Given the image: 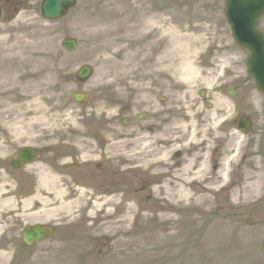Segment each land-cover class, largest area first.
<instances>
[{"label":"rangeland","instance_id":"1","mask_svg":"<svg viewBox=\"0 0 264 264\" xmlns=\"http://www.w3.org/2000/svg\"><path fill=\"white\" fill-rule=\"evenodd\" d=\"M21 1L22 12L12 22L5 20L0 24V47L6 45L0 50V103L6 100L4 96L23 95L17 88L20 79L26 80L33 70L45 69L53 85L60 84L52 93L57 97V105L62 107L54 110L60 118L52 129L55 135L48 136L66 141L64 152L76 153L72 152L75 144L86 149L95 148V136L106 141L109 151L114 145L132 141L137 136L144 135L146 139L149 136L147 126H139L136 120V115L142 109L138 100H147L149 85L147 81L142 82L140 72L132 74L129 71V67L124 64L125 56L115 59L114 53L125 46L126 31L121 29L120 32L110 31L107 34L103 27L93 25L95 20L108 18L125 19L128 16L130 22H142L143 29L140 31L144 32L143 37L151 32L147 19L157 13L168 15L174 22L182 21L184 27L195 26L199 19L197 31L200 29L199 34H204L205 40L198 49L196 68L201 69L202 76L193 85L185 84L179 77L180 63L163 61V50L171 39L169 35L163 34L168 26L159 33L151 34L140 49L136 47L135 50L139 52L138 65L142 59L152 58L156 66L161 67V89L168 87L170 82L177 91L173 96L164 91L161 94H167L168 99H179L176 104L180 107L183 104L181 99L186 96V93H181L183 91L195 95L201 89L208 93L212 92L210 88L214 89L213 92L223 90L225 102L219 106L223 111L216 105L208 113L212 124L222 117L228 118L229 122L238 114L250 117L253 128L248 136H243L235 125L225 124L226 153L231 154L233 149H240V162L238 166L236 163L233 165L235 171L230 174V189L213 194L211 203L200 208L187 205V209L175 213L174 220L163 223L157 217L143 224L132 221L128 228L134 234L123 235L106 228L105 215L111 209L115 213L114 218L119 219L126 212L125 206L119 209L116 205H110L94 210V205L88 203L92 191L97 189H89L80 198L82 204L72 211H58L60 204L57 203L50 207L58 211L53 215L23 218L24 223H53L58 228L57 235L36 247L37 250L20 249V254L16 251L19 249L17 241L12 244L8 240L1 242L0 248L6 245L10 247L0 249V264H264L261 250L264 239V95L257 90L247 72L248 53L234 41L225 17V0H78L76 8L58 22H48L41 17V0L29 3ZM142 15L145 19L141 21ZM259 29L264 32V19ZM137 35L142 36L139 31ZM67 37L79 41L76 52L69 53L62 47ZM16 44L18 46L14 49ZM8 47L14 50L6 52ZM85 64L95 68V75L88 83L81 84L75 79V74ZM166 65L170 66V70H164L163 66ZM167 72L174 74H171L172 78H168V75L165 77ZM225 89H236V97L226 95ZM68 93H84L89 98L84 105H79L68 97ZM63 108L65 110L61 111ZM73 111L78 113L79 121L71 124L66 119L67 115H73ZM215 113L219 115L215 116ZM11 114L15 113L10 112L8 115ZM124 119L131 120L128 127L123 126ZM14 120L12 118L10 121ZM38 129L35 127L31 130L25 125L24 132L30 134L23 136L22 129L0 124V140L17 139L19 141L11 144L27 143L41 148L48 137L41 135ZM20 136L22 139L18 138ZM3 144L9 143L6 140ZM158 147L159 150L147 158L159 157L168 151L162 146ZM84 152L92 153L88 150ZM156 152L160 154L156 155ZM110 155L108 161L118 165L114 154L110 152ZM41 158L44 161L43 151ZM73 160V157H68L63 162L72 165ZM172 168L173 165H162L153 173L126 172L121 180L114 182L113 179L114 183L107 186L106 195L122 191L125 196H136L142 204V212L155 216L162 203L154 192V186L161 187L166 180L174 184ZM44 169L46 167L42 162L31 168V190L24 194L27 200L39 194L43 186L39 173ZM73 175L72 169L63 168L58 179L66 182L60 187L70 190L77 198L80 188L73 183ZM2 176L1 183L7 188L1 189L8 190L15 186L13 183L11 186L5 185L9 181ZM218 182L214 180L212 184ZM259 184L263 187L262 191L250 203L244 204L240 191L247 185L255 189ZM36 186L39 189H34ZM8 197H16L19 202L21 200L19 192ZM8 224L11 225L10 222Z\"/></svg>","mask_w":264,"mask_h":264},{"label":"flooded vegetation","instance_id":"2","mask_svg":"<svg viewBox=\"0 0 264 264\" xmlns=\"http://www.w3.org/2000/svg\"><path fill=\"white\" fill-rule=\"evenodd\" d=\"M21 7V0H0L2 19H10L11 21L12 18L22 12V10H20ZM141 61L138 66V72H140L142 82L144 83L147 81L149 92L146 94V101H143V99L138 100L139 106L142 107V109L136 115V120L139 126L141 124L147 126V130L152 137V151L159 150L158 146H162L161 141L164 145L162 147L169 149L170 152L172 150L171 148L177 147L172 157L170 155L174 164L172 172L177 174L182 173L185 167H189L187 166V162L195 163L191 168L190 173L192 174H196L200 170L212 171L213 173L223 171L226 156H230L225 150V132L223 129L215 131L214 128H212L208 113L212 112V107L214 105L219 107L224 101L221 97H214V95L213 97L209 96V99L207 96L204 98L202 97L203 93L200 92L196 95L190 94L184 96L181 99L183 102L181 105L182 107H180L176 104L179 99L174 97L168 99L166 96L167 94L165 96L161 94V92L164 91L173 96L176 95L177 92L175 85L170 82L168 87H164L163 90L161 89V67H157L152 58L147 57ZM163 67L166 71L170 70L167 65ZM168 72L165 74V77L169 76L168 78H172L171 74L172 76L174 74ZM165 80H163L164 83H166ZM22 81L23 79H20V82ZM181 93H185V91ZM139 94L143 95V93ZM145 103L146 105H144ZM218 109L223 111L221 107ZM217 115L219 114L215 113V116ZM244 118V116L238 117L235 121L236 124L239 125L238 122ZM211 120H213V118H211ZM129 122H131V120H129ZM13 123L14 122H10V124L4 125L10 127L13 126ZM25 125L27 126L28 123H24L23 125L17 124L15 127L10 128L22 129L21 134L27 136L26 134L30 133L24 132L23 128H25ZM38 130L41 131V135L48 137L46 138V143L41 148L27 143L20 145L11 144L19 141L17 139L5 138L4 142L7 140L9 144H3L4 142L0 140V189L1 187H5L4 184L1 183V175H3L2 177L9 181V183H5V185L11 186V183L15 184V186H12L6 191L19 192L21 197L20 202L15 197L16 201L13 202V205H0V239L4 241L8 240L11 244L17 241L19 249H16V251L19 254L22 248L37 250L35 248L38 247V245L27 247L24 244L23 236L28 227L39 224L53 225V223L48 222H36L35 224L24 223L25 220H23V218L32 217L33 213H37L42 206L27 205L31 202L24 196L31 188L29 184L31 168L42 162L46 169L39 173L40 182H42V178L45 176L49 175V177H52V181L42 186L41 189L61 188L60 186L66 184L65 181L58 179L63 168L72 169L74 175L71 179L77 187L86 192L89 191V189H91L90 191L95 188L97 189L92 191L93 195L89 198L90 202L88 205H93L97 203V199L105 197L107 186L121 180V177H124L127 172L125 161L117 160L118 162L116 163H118V165L115 164L116 166L113 165L114 163L108 161L111 159L110 152L112 154L115 152L107 150L106 141L98 136H95L93 139L95 148L86 149L85 146L75 144L72 150L66 146L68 150H72V152L76 151V153L73 154L63 151L66 141L59 137L50 138L48 136H54L55 130H48L47 127L39 128ZM21 137L22 136L18 138ZM162 137L166 139L161 140ZM48 142H52V144ZM83 150H88L92 153L95 152V154L85 153ZM22 151L26 152L23 156L21 154ZM41 151H43L44 161H42L43 159L41 158ZM232 151H234V149ZM97 152L99 154H97ZM157 154H160V152H156V155ZM68 157H73L74 160L72 165L71 163L63 162L64 159L67 160ZM29 161H32V163H29ZM118 168H121L123 173L121 169ZM114 178L115 181L112 182ZM60 183L62 185H59ZM34 189L39 188L36 186ZM96 191L101 193H96ZM28 199L30 198L28 197ZM32 209H34L35 212H33ZM8 222H10L11 225L8 224ZM57 232L58 228L56 227V235ZM8 247L10 246H3V248Z\"/></svg>","mask_w":264,"mask_h":264},{"label":"bare ground","instance_id":"3","mask_svg":"<svg viewBox=\"0 0 264 264\" xmlns=\"http://www.w3.org/2000/svg\"><path fill=\"white\" fill-rule=\"evenodd\" d=\"M127 18L128 16H125V19L108 18L105 20H95L93 25L96 27H103V30H106L105 32L107 34H109L110 31L120 32L121 29L126 31L127 39L125 46L121 47V49L118 48L119 50L114 54H116V57L125 56L124 64L126 67H129V71L132 74L138 70L139 52L135 50L136 47L140 49V47L149 40L151 34L159 33L160 30L162 31L164 27L168 26L163 34L169 35L171 39L169 40L168 47H165L163 50V61L167 62V60H169L176 62V64L180 63L182 67L178 71V74L181 80L185 84L194 83L201 73V71L196 68L198 49L203 40H205V35L199 34L200 29L199 32L197 31V28L199 27L197 26V22L199 19L196 20L195 26L184 27L182 26V21L178 20L177 22H174L172 18H168V15L157 13L149 16L147 19L151 32L143 37L144 32L140 31L143 29L142 22H130ZM144 19L145 17L142 15L141 21ZM138 31L142 36L137 35ZM106 45L107 44L105 43V46ZM17 46L18 44L14 46V49H16ZM4 47H0V50ZM14 49L13 47H8L6 52L13 51ZM120 52L122 53L120 54ZM0 55H2L1 51ZM170 58H173V60ZM59 85V83L53 85L52 80L45 69L39 68L33 70L30 73V76L20 83L22 90H19L23 92V95L19 97L4 96L6 97V100L0 103V123L10 124V120L15 118L13 126L10 127H15L17 124L23 125L24 123H28L27 126L31 129H35V127H55L56 124H58L57 122H59L58 119L60 117L57 116L54 110L55 108L58 110L62 107L57 105V97L54 96L52 92L56 90ZM64 110L65 109L63 108L61 111ZM66 111H68L67 108ZM10 112L15 114L8 115ZM67 116L66 121L68 120V123L73 124L76 121H79L77 112H73V115L70 114ZM141 147L144 148L143 151L141 150ZM113 148L125 151L122 158L128 163V170L130 172L141 170L144 171V173H153L155 170L159 169V167H157V161H154L151 157L147 158L146 150H149L150 147L148 140L144 135L137 136L132 141L128 140L121 144H116ZM127 150L128 152H126ZM187 164L189 167H185L182 170V173H179L180 175L177 174L178 179L174 184H171L169 180H166L163 183V186H154V192L157 194L158 200L162 203L159 205V210L156 211L157 214L155 216L144 214L140 206L142 204L138 202V198L136 196L134 198L131 195L125 196L122 191L118 192V194L116 193L103 197L102 200L104 203H96L93 208L94 210H97L103 206L109 207L110 205H116V207L120 209L125 206L126 212L125 214H122L119 219L114 218L115 213L111 209H108L105 215V226L111 232L122 233L123 235L129 233L132 235L134 234L133 230L128 228V224L132 221L138 224H143L149 222L151 218L157 217L163 223L165 221L174 220L175 218L173 217L175 216V213L180 209H187V205H194L195 207L200 208L203 205L211 203L212 201H210V197L215 193H219L218 185H227V176L226 173H224L226 169L217 174V177H221V181L216 185L212 184L215 180V178L212 177V174H202L201 170L196 174H188L191 172V168L195 163L187 162ZM179 178L181 180H179ZM51 181L52 177H49V175L42 178L44 184L50 183ZM261 186L262 185L259 184L254 189L252 188V185H247L241 190L240 192L243 194V203H250L253 198L257 197L256 195H258L263 189ZM196 188L197 190H195ZM47 190V197H44L40 192V194H37L33 200H30V202L39 200L42 205H44L43 209L40 211L41 214L45 212L47 214H55L58 211L65 209L72 211V209H75L78 205L82 204L80 198L86 194L84 190L80 189L79 196L75 198L72 192L68 189L61 190L50 188ZM254 193L257 194L254 195ZM96 201L99 202L100 199H97ZM57 203L60 204L58 211L50 208V205H56ZM52 261H54V259H52Z\"/></svg>","mask_w":264,"mask_h":264},{"label":"water","instance_id":"4","mask_svg":"<svg viewBox=\"0 0 264 264\" xmlns=\"http://www.w3.org/2000/svg\"><path fill=\"white\" fill-rule=\"evenodd\" d=\"M75 5L76 0H44L42 15L47 20H58ZM226 5V16L234 38L242 49L249 52L248 70L254 76L257 88L264 94V35L257 30L258 22L264 17V0H226ZM64 45L69 50L76 48V42L73 40H66ZM91 75V68L85 67L80 72L79 80L86 81ZM76 99L82 100L80 97ZM247 126L244 128L245 131H248ZM34 234L29 233L30 237H34V242L45 236L42 231Z\"/></svg>","mask_w":264,"mask_h":264}]
</instances>
